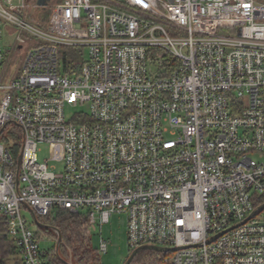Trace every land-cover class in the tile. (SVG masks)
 Instances as JSON below:
<instances>
[{
	"label": "built area",
	"instance_id": "obj_1",
	"mask_svg": "<svg viewBox=\"0 0 264 264\" xmlns=\"http://www.w3.org/2000/svg\"><path fill=\"white\" fill-rule=\"evenodd\" d=\"M16 1L0 0V214L22 263L47 264L24 212L60 207L100 232L126 214L133 251L168 249L158 264H264V0Z\"/></svg>",
	"mask_w": 264,
	"mask_h": 264
},
{
	"label": "trees",
	"instance_id": "obj_2",
	"mask_svg": "<svg viewBox=\"0 0 264 264\" xmlns=\"http://www.w3.org/2000/svg\"><path fill=\"white\" fill-rule=\"evenodd\" d=\"M72 54V53H71ZM70 56V55H69ZM66 62V61H65ZM79 68L77 64L75 66ZM13 141V151L17 153V148L21 144V131L17 127H12L9 132ZM6 140L7 137H6ZM38 234H46L49 239L58 243L59 231L61 242L53 249H45V259L47 264H68L66 260H71L72 264H101L100 252L94 247L92 237H87L85 233L86 217L82 212H72L68 209L53 207L47 215L39 216ZM43 224L44 226H41ZM164 253L158 250L146 249L138 252L131 264H158ZM72 258H69V257ZM0 264H23L18 256L16 246L9 234V228L5 224V217L0 214Z\"/></svg>",
	"mask_w": 264,
	"mask_h": 264
},
{
	"label": "rangeland",
	"instance_id": "obj_3",
	"mask_svg": "<svg viewBox=\"0 0 264 264\" xmlns=\"http://www.w3.org/2000/svg\"><path fill=\"white\" fill-rule=\"evenodd\" d=\"M17 4L19 3V0L16 1ZM12 36H6L3 35V43L11 44ZM10 50V46L6 47V51ZM70 53H73L75 55L76 53L74 50L69 49ZM21 58L22 56H17L12 59V64L8 71V76L11 78H16L19 72V68L21 67ZM90 111V105L89 103H86L84 105H78V106H67L66 112L68 115L72 116L74 113L78 112H89ZM12 129V125H9L8 128L5 130L4 135H8L10 130ZM1 139V138H0ZM51 148L52 145L49 143H41L39 145V151H38V160L40 162H44L52 166V164L57 165V170H62L63 163L61 161H54L51 156ZM85 214V210L81 211ZM24 214L26 217L30 220H32V214L29 211H25ZM85 235L87 237H92V243L94 247H98L101 237H103L107 243H108V250L105 253H100V263L101 264H125V262L128 260L130 255L132 254L133 250L130 248L129 241H128V217L126 214L123 213H114L110 221L106 223L100 232V229L94 230L91 228V226L87 223H85ZM31 228L33 231L38 232V226L36 223L31 222ZM57 234V233H56ZM44 237V243L43 246L45 249H53L54 246L58 245L57 241L49 239L46 234H43ZM69 258H72L71 256ZM68 264H72L71 260H66ZM137 264V262H136Z\"/></svg>",
	"mask_w": 264,
	"mask_h": 264
},
{
	"label": "water",
	"instance_id": "obj_4",
	"mask_svg": "<svg viewBox=\"0 0 264 264\" xmlns=\"http://www.w3.org/2000/svg\"><path fill=\"white\" fill-rule=\"evenodd\" d=\"M46 2H47V0H38V4H40V5H44V4H46ZM1 133H2V131L0 132V134H1ZM20 163H21V157H19V160H18V164H19V165H20ZM31 212H32V215H33V218H34L36 224H37V225L40 224V223H39V220H38V217H37V215H36V213H35L33 210H31ZM41 226H44V225L41 224ZM55 230H56V229H55ZM56 231H57L58 238H59V240H58V245H59L60 242H61V235H60V233H59L58 230H56ZM146 249H152V250H158V251H165V250H168L167 248L160 247V246H144V247H142V248H140V249H136V250H134V251L132 252V254L130 255V257L128 258V260L125 262V264H131V262L133 261L135 255H136L140 250H146Z\"/></svg>",
	"mask_w": 264,
	"mask_h": 264
}]
</instances>
